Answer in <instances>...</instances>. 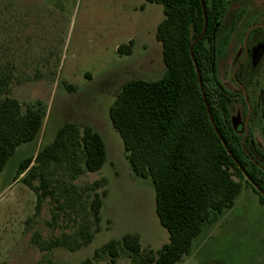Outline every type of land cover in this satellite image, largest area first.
Returning a JSON list of instances; mask_svg holds the SVG:
<instances>
[{
    "label": "rangeland",
    "instance_id": "rangeland-1",
    "mask_svg": "<svg viewBox=\"0 0 264 264\" xmlns=\"http://www.w3.org/2000/svg\"><path fill=\"white\" fill-rule=\"evenodd\" d=\"M229 1L220 35L227 40L226 48L217 61L218 77L226 85L233 82L248 33L264 28V0ZM164 19L163 7L146 0H0V72L11 78L10 96L24 110L41 102L47 111L39 139L21 146L0 176V264H83L110 241L127 235L139 236L143 248L154 253L170 242L156 213L154 185L133 172L110 118L111 106L128 83L165 76L163 47L156 39ZM132 40L147 51L138 47L134 55L119 54L118 48ZM263 54L264 45L254 65ZM257 80L264 90V60ZM64 83L76 90L68 91ZM67 123L91 126L107 146L105 167L74 182L87 206L95 193L92 185L106 179V187L98 190H107L101 231L76 252L64 247L42 251L37 235L40 244L48 245L77 238L86 225H91L90 232L95 229L79 205L74 211L59 210L50 198L36 216L35 193L20 181L14 183L21 162L54 142ZM254 129L264 146L259 124ZM237 181L243 189L234 207L205 226L178 264H264V203L246 180ZM93 264L142 262L122 251L116 263L101 254Z\"/></svg>",
    "mask_w": 264,
    "mask_h": 264
},
{
    "label": "trees",
    "instance_id": "trees-1",
    "mask_svg": "<svg viewBox=\"0 0 264 264\" xmlns=\"http://www.w3.org/2000/svg\"><path fill=\"white\" fill-rule=\"evenodd\" d=\"M146 1L164 9L165 19L157 28L156 39L162 44L167 72L158 81L128 83L111 106L110 118L123 140L134 173L150 179L154 185L156 213L170 242L154 253L143 248L139 236L127 235L107 243L95 253L93 261L107 254L116 263L123 251L133 258L140 257L142 264H178L191 253L194 240L205 226L234 207L243 189V183L237 179L247 181L243 170L264 189L259 180L260 170L247 162L249 154L255 156V142L252 136L245 140L244 134L234 132L231 93L218 77L217 61L227 43L220 35L230 1L204 0L208 28L194 46L193 54L215 124L243 170L211 123L191 55V47L205 28L201 0ZM259 31L263 29L253 28L248 37ZM133 46L130 41L120 46L118 53L130 56ZM10 85L11 78L0 72V98L5 96L0 99V176L21 146L39 139L47 116L41 102L24 110L21 102L10 96ZM64 86L70 92L76 90L67 83ZM106 160V144L96 130L67 123L59 129L54 142L21 162L15 182L20 181L35 193L36 216L50 198L59 210L74 211L79 205L95 228L90 232L91 225H86L77 238L66 237L48 245L40 244L37 235L35 242L42 251L64 247L76 252L89 246L101 231L107 190H98L106 187V179L92 185L95 193L87 206L74 182L87 173L100 172ZM258 194L264 203V196ZM57 218L54 213L53 220Z\"/></svg>",
    "mask_w": 264,
    "mask_h": 264
},
{
    "label": "flooded vegetation",
    "instance_id": "flooded-vegetation-1",
    "mask_svg": "<svg viewBox=\"0 0 264 264\" xmlns=\"http://www.w3.org/2000/svg\"><path fill=\"white\" fill-rule=\"evenodd\" d=\"M262 29L263 31L250 34L246 40L244 55L234 71L232 84L226 85L219 80L224 88L231 93V125L234 132L240 135L244 134L245 140L252 136L251 139L255 142V156L249 154L250 160L247 162H252L258 167L260 170L259 180L264 186V146L256 140L254 133L256 124H259L261 132L264 133V90L258 88L259 84L257 83V77L261 74L264 54L258 64H253L258 56V48L264 45V28ZM251 145L253 146L252 143ZM256 184L264 191L257 182ZM251 185L253 186V184Z\"/></svg>",
    "mask_w": 264,
    "mask_h": 264
},
{
    "label": "water",
    "instance_id": "water-1",
    "mask_svg": "<svg viewBox=\"0 0 264 264\" xmlns=\"http://www.w3.org/2000/svg\"><path fill=\"white\" fill-rule=\"evenodd\" d=\"M202 2V6H203V10H204V17H205V28H204V31L203 33L201 34V36L199 37V39L196 41V43H194V45L191 47V55H192V58L194 60V63H195V66H196V69L198 71V75H199V79H200V85H201V90H202V93H203V97H204V100H205V104H206V107H207V110H208V113H209V116H210V120H211V123L216 131V133L218 134L219 138L221 139V141L223 142V144L225 145V147L227 148V150L229 151V154L233 157V159L236 161V163L238 164V166L240 167V169L243 170L242 168V165L239 163V161L235 158V156L232 154V152L229 150V147L226 143V141L224 140V138L222 137V135L220 134L216 124H215V121L213 119V116H212V113H211V110H210V107H209V104H208V101L206 99V95H205V90H204V86H203V82H202V79H201V75H200V71H199V68H198V65H197V62L194 58V54H193V48L194 46L202 39V37L204 36V34L206 33L207 31V28H208V17H207V11H206V5H205V2L204 0H201ZM250 33V32H249ZM248 33V34H249ZM248 37V35H247ZM244 172V175L246 176L247 180L253 184V186L255 187V189L260 192L263 196H264V191L256 184V182L247 174V172L245 170H243Z\"/></svg>",
    "mask_w": 264,
    "mask_h": 264
},
{
    "label": "crops",
    "instance_id": "crops-1",
    "mask_svg": "<svg viewBox=\"0 0 264 264\" xmlns=\"http://www.w3.org/2000/svg\"><path fill=\"white\" fill-rule=\"evenodd\" d=\"M149 3V2H148ZM150 4H153V3H150ZM134 9L135 10H137L138 9V7H134ZM142 9L144 10V6L142 7ZM133 42H134V46H133V53H132V55H134L135 53H136V51H137V49H138V47H140V48H143L144 49V51H147V46L146 45H139L138 43H137V41L136 40H132ZM106 149H107V146H106ZM41 150V149H40ZM40 150H36V153H38ZM108 152H107V160H106V163H105V165L107 164V162H108ZM105 165H104V167H105ZM131 165V164H130ZM132 167V166H131ZM132 170H133V168H132ZM134 172V171H133ZM17 182V181H16ZM14 183H15V181H14ZM104 205V204H103ZM102 210H103V208H102Z\"/></svg>",
    "mask_w": 264,
    "mask_h": 264
}]
</instances>
